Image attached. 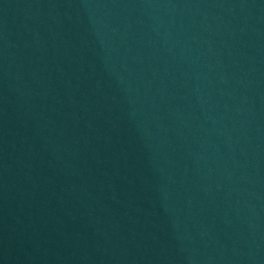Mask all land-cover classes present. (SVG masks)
Segmentation results:
<instances>
[{
	"label": "water",
	"instance_id": "95a60500",
	"mask_svg": "<svg viewBox=\"0 0 264 264\" xmlns=\"http://www.w3.org/2000/svg\"><path fill=\"white\" fill-rule=\"evenodd\" d=\"M0 264H264V0H0Z\"/></svg>",
	"mask_w": 264,
	"mask_h": 264
}]
</instances>
